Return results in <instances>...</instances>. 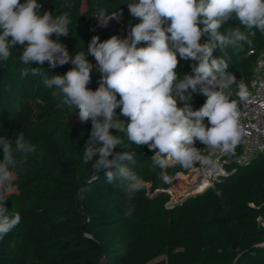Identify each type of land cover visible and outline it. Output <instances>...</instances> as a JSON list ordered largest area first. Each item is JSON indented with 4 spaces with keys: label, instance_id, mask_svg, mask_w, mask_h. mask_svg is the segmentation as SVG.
Here are the masks:
<instances>
[{
    "label": "trees",
    "instance_id": "trees-1",
    "mask_svg": "<svg viewBox=\"0 0 264 264\" xmlns=\"http://www.w3.org/2000/svg\"><path fill=\"white\" fill-rule=\"evenodd\" d=\"M37 2L41 14L68 11L61 7L64 0ZM133 2L136 0H72L70 32L59 37V42L74 55L87 51L93 36L100 41L114 35L124 38L126 21L139 20L129 13L128 3ZM101 9L106 16L116 13V18L106 26L89 29ZM237 24L233 17L220 31ZM247 35L250 45L227 48V56L219 49L213 52L214 57L227 60V71L246 86L256 53L264 49V35L255 29L247 30ZM52 39H56L54 34ZM206 40L205 36L200 42ZM21 50L20 45L15 46L7 66H0V136L15 139L22 132L37 153L17 166L10 187L0 188L9 211L21 215L20 224L0 241V264H264V149L203 191L169 203L167 189L178 191L173 175L186 173L199 162L185 169L169 161L161 170L153 166L154 153L147 146L130 145L125 149L134 153L130 167L143 178L144 187L133 201L132 216L126 217L122 182L108 183L103 171L97 178L82 160L91 121L81 123L74 111L52 98L40 77L21 78L25 67L18 59ZM87 59L96 65L94 57L88 55ZM178 60V75L192 74L193 62L179 56ZM42 67L51 77L64 75L73 66L52 68L45 62ZM100 75L98 66L94 67L87 85L90 90L99 87ZM236 91L233 85L231 99L239 106ZM185 95L190 99L178 98V107L187 103L194 111L207 99L199 86L196 91L189 88ZM112 134L118 133L112 130ZM195 146L200 150L204 145L196 141ZM237 152L235 147L233 153ZM164 174L167 181L162 179Z\"/></svg>",
    "mask_w": 264,
    "mask_h": 264
},
{
    "label": "clouds",
    "instance_id": "clouds-1",
    "mask_svg": "<svg viewBox=\"0 0 264 264\" xmlns=\"http://www.w3.org/2000/svg\"><path fill=\"white\" fill-rule=\"evenodd\" d=\"M41 7L37 0H0V66H7L13 49L20 45L18 59L25 65L21 78L40 77L52 98L74 111L81 123L91 121L82 160L97 178L103 171L108 183L122 182L126 217L132 216L133 201L144 187L143 178L130 167L134 153L125 150L130 145L147 146L154 153L153 166L161 170L169 161L185 169L204 163L196 141L225 153L234 151L242 129L231 89L236 86L240 101L249 99V91L227 71V60L214 57L213 52L219 49L227 56V48L250 45L247 30L264 35V0H136L128 3V10L140 22L130 27L128 36L114 35L104 41L93 36L87 51L74 55L59 42L70 32L72 0H64L61 7L68 11L57 15L41 14ZM233 17L238 24L220 31ZM95 18L106 26L116 13L106 16L101 9ZM205 36L206 42L201 43ZM141 43L146 46L137 47ZM178 56L193 62L192 74L178 75ZM45 62L52 68L69 63L73 67L64 75L49 77L42 67ZM96 66L101 75L93 91L87 85ZM198 86L207 98L203 106L195 111L187 103L178 107L177 99L188 101L185 92ZM117 109L127 121L118 117ZM36 153V146L22 132L15 139L0 136V188L10 187L17 166ZM162 179L167 181L168 176ZM6 202L0 191V241L21 222L19 211L10 212Z\"/></svg>",
    "mask_w": 264,
    "mask_h": 264
},
{
    "label": "built area",
    "instance_id": "built-area-1",
    "mask_svg": "<svg viewBox=\"0 0 264 264\" xmlns=\"http://www.w3.org/2000/svg\"><path fill=\"white\" fill-rule=\"evenodd\" d=\"M94 17L89 23V29H96ZM252 52V50H251ZM249 99L240 101L239 127L242 129L241 137L236 145L237 153H225L220 149L203 146L199 151L206 158L204 163H198L186 173L176 172L172 179L177 183L178 193L167 189L170 195L169 203H173L187 195L203 191L214 181L231 173L234 167L245 164L262 148H264V49L259 50L255 56L252 76L247 83ZM183 188L178 189L180 182ZM264 225V220H262Z\"/></svg>",
    "mask_w": 264,
    "mask_h": 264
},
{
    "label": "rangeland",
    "instance_id": "rangeland-1",
    "mask_svg": "<svg viewBox=\"0 0 264 264\" xmlns=\"http://www.w3.org/2000/svg\"><path fill=\"white\" fill-rule=\"evenodd\" d=\"M140 21L139 20H136V19H134V18H129L127 21H126V23H125V32H124V37H126V36H128V34H129V31H130V27L131 26H133V25H135V24H137V23H139ZM96 24H98L99 26H100V23H99V21L98 20H96ZM116 113L117 114H119L120 113V110L119 109H117L116 110ZM181 184H179V187H178V189L179 190H181L182 188H183V185H182V181L180 182ZM177 193H178V191H177Z\"/></svg>",
    "mask_w": 264,
    "mask_h": 264
},
{
    "label": "water",
    "instance_id": "water-1",
    "mask_svg": "<svg viewBox=\"0 0 264 264\" xmlns=\"http://www.w3.org/2000/svg\"><path fill=\"white\" fill-rule=\"evenodd\" d=\"M262 149H264V148H262ZM262 149H261V150H262ZM261 150H260V151H261ZM182 199H183V198H181V199H179V200H182ZM179 200H177V201H179Z\"/></svg>",
    "mask_w": 264,
    "mask_h": 264
}]
</instances>
